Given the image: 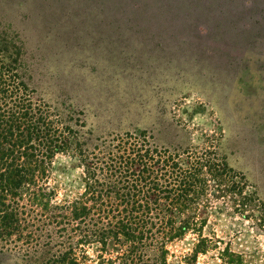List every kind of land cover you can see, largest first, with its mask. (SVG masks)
Segmentation results:
<instances>
[{
  "label": "rangeland",
  "instance_id": "1",
  "mask_svg": "<svg viewBox=\"0 0 264 264\" xmlns=\"http://www.w3.org/2000/svg\"><path fill=\"white\" fill-rule=\"evenodd\" d=\"M141 1L149 8L0 0V61L87 145L145 133L178 156L179 205L157 238L166 253L143 263L264 264V0H178L169 13ZM83 178L71 150L56 154L50 203L77 199ZM41 219L31 242L0 239V264H44L65 250L57 226H70ZM118 251L80 244L73 260L117 264Z\"/></svg>",
  "mask_w": 264,
  "mask_h": 264
},
{
  "label": "trees",
  "instance_id": "2",
  "mask_svg": "<svg viewBox=\"0 0 264 264\" xmlns=\"http://www.w3.org/2000/svg\"><path fill=\"white\" fill-rule=\"evenodd\" d=\"M135 1L149 8L141 0L116 3L124 9ZM178 4L158 0L155 7L169 13ZM238 8L230 6V12ZM11 71L12 66L5 68L0 61V239L13 235L31 242L45 225L43 218L55 226H70V230L57 226L67 237L56 245L65 250L44 264H76L78 245L98 243L104 248L109 241L119 247L117 264H145L146 253L153 250L165 254L157 238L165 226H173L164 214L172 215L171 208L179 205L178 156L158 150L145 133H125L87 145L83 132L65 126L46 105L34 103ZM67 150L83 168V193L70 202L51 204L54 192L46 187L51 162ZM76 232L79 238L72 242Z\"/></svg>",
  "mask_w": 264,
  "mask_h": 264
}]
</instances>
